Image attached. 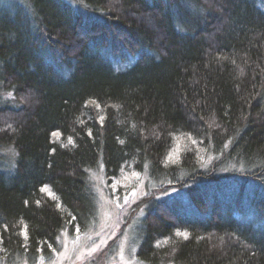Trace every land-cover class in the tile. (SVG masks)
Listing matches in <instances>:
<instances>
[{
  "label": "trees",
  "instance_id": "16d2710c",
  "mask_svg": "<svg viewBox=\"0 0 264 264\" xmlns=\"http://www.w3.org/2000/svg\"><path fill=\"white\" fill-rule=\"evenodd\" d=\"M27 3L0 7V264L91 228L99 169L148 184L140 264H264V0Z\"/></svg>",
  "mask_w": 264,
  "mask_h": 264
},
{
  "label": "rangeland",
  "instance_id": "374dc122",
  "mask_svg": "<svg viewBox=\"0 0 264 264\" xmlns=\"http://www.w3.org/2000/svg\"><path fill=\"white\" fill-rule=\"evenodd\" d=\"M29 0H0V6L10 12L12 5L20 8L28 6ZM25 3V7H24ZM123 64L120 69H124ZM10 95H3L2 100L11 101ZM0 100L1 102H4ZM12 101L11 107L17 108ZM0 170L7 172L13 169L15 154L12 149L0 151ZM2 166V168H1ZM97 200L96 223L81 233H62L59 249L50 260H39L23 264H140L134 257L139 236L136 230L143 215V206L147 200V182L142 177L137 185L127 194L118 197L109 196L103 187L101 170L91 174ZM252 182V180L247 181ZM151 189V188H150ZM149 189V190H150ZM152 191V190H151ZM173 192L165 191L161 196L152 191L150 198L162 200L169 198ZM248 221L254 220L251 212H242Z\"/></svg>",
  "mask_w": 264,
  "mask_h": 264
},
{
  "label": "snow or ice",
  "instance_id": "6c2138e0",
  "mask_svg": "<svg viewBox=\"0 0 264 264\" xmlns=\"http://www.w3.org/2000/svg\"><path fill=\"white\" fill-rule=\"evenodd\" d=\"M24 235L27 238V232L26 231H25ZM177 235H182V236H184L185 239H187V234L186 233H179L178 232Z\"/></svg>",
  "mask_w": 264,
  "mask_h": 264
},
{
  "label": "bare ground",
  "instance_id": "6f19581e",
  "mask_svg": "<svg viewBox=\"0 0 264 264\" xmlns=\"http://www.w3.org/2000/svg\"><path fill=\"white\" fill-rule=\"evenodd\" d=\"M0 7L4 9V7H2V6H0ZM24 7H25V5H24Z\"/></svg>",
  "mask_w": 264,
  "mask_h": 264
}]
</instances>
